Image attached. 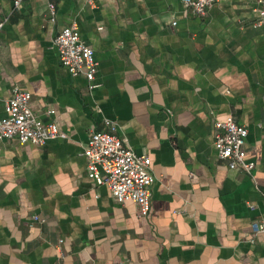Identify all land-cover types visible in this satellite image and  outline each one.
Listing matches in <instances>:
<instances>
[{"label":"crops","instance_id":"0c3cea01","mask_svg":"<svg viewBox=\"0 0 264 264\" xmlns=\"http://www.w3.org/2000/svg\"><path fill=\"white\" fill-rule=\"evenodd\" d=\"M55 3V21L47 18ZM257 0H0V116L12 87L62 136L0 140V264H264V25ZM177 23L174 24L173 22ZM77 26L99 62L72 75L54 44ZM54 110V113H51ZM248 129L251 173L219 159L214 123ZM152 161L151 209L116 201L84 150L105 120Z\"/></svg>","mask_w":264,"mask_h":264},{"label":"built area","instance_id":"2783aa9c","mask_svg":"<svg viewBox=\"0 0 264 264\" xmlns=\"http://www.w3.org/2000/svg\"><path fill=\"white\" fill-rule=\"evenodd\" d=\"M25 0H13L14 9H19ZM185 7L199 16H206L209 8L219 0H183ZM257 24L264 25V0H257ZM57 7L48 2L47 18L55 21ZM7 19L0 20V32ZM174 24L177 22L174 21ZM60 61L68 71L84 75L90 82V88L98 72L99 62L93 47L81 36L77 26L63 27L54 38ZM32 93L19 86L12 87V93L5 102V115L0 116V140L17 139L21 143L45 144L49 140L62 136L59 125L45 122L31 106ZM54 113V110H51ZM105 129L92 131L84 150L87 160L88 176L96 182L105 184L113 198L120 202L132 201L139 205L140 216H146L151 209V190L155 182L152 161L147 154L136 153L118 134V124L105 120ZM214 144L218 157L230 169H240L251 173L255 162L247 159L245 148L248 129L238 124L234 118L214 123ZM264 233V222H253L252 238L254 242Z\"/></svg>","mask_w":264,"mask_h":264}]
</instances>
